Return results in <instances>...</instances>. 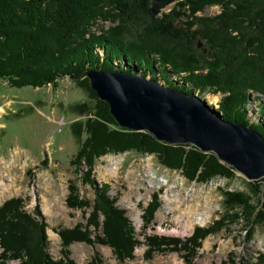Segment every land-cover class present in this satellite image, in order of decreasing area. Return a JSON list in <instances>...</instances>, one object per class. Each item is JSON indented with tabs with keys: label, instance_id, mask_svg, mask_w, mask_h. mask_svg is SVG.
I'll use <instances>...</instances> for the list:
<instances>
[{
	"label": "trees",
	"instance_id": "1",
	"mask_svg": "<svg viewBox=\"0 0 264 264\" xmlns=\"http://www.w3.org/2000/svg\"><path fill=\"white\" fill-rule=\"evenodd\" d=\"M177 1L170 12L151 20L148 0H0V81L13 88L54 85L62 77L75 82L92 104H75L73 111L85 118L69 125L79 147L75 161L88 174L99 157L126 151L154 155L164 168L199 184L219 177L233 180L236 170L194 145H169L148 132L120 128L108 105L90 89V81L80 78L90 68L131 72L187 95L219 94L214 112L224 121L250 126L264 138V123H251L249 112L253 101L264 100V0ZM212 5L220 8L218 15L197 16ZM106 21L114 25L94 30L97 23ZM199 39L206 52L199 47ZM258 107L262 113L264 103ZM108 191L107 186L98 189L85 225L59 232L63 258L58 261L46 252L45 224L23 213L19 198L4 202L0 264L9 259L21 264H74L67 248L75 242L110 247L119 261L134 258L132 252L143 244L134 236L125 212L108 198ZM252 198L259 199V208L250 205ZM67 200L69 207L90 208L72 192ZM224 202L227 210L221 218L207 228H195L184 240L146 236L145 257L170 247L183 251V259L190 263L203 238L236 220L241 219L249 232L264 225L260 184L250 183L246 193L226 192ZM158 206L153 195L143 210L144 230Z\"/></svg>",
	"mask_w": 264,
	"mask_h": 264
},
{
	"label": "rangeland",
	"instance_id": "2",
	"mask_svg": "<svg viewBox=\"0 0 264 264\" xmlns=\"http://www.w3.org/2000/svg\"><path fill=\"white\" fill-rule=\"evenodd\" d=\"M177 3L176 0L164 8L158 17L170 12ZM219 13L220 8L212 5L204 12H198L197 16L212 17ZM175 23L180 25V21ZM111 25L114 24L110 21L99 22L94 30H107ZM197 41L206 52L200 39ZM74 83L62 77L54 85L13 88L0 81V179L8 182L4 176L13 174L17 185L9 188L11 190L0 187V207L4 202L19 198L21 211L36 223L45 224V247L51 260L63 258L59 232L85 225L95 203L96 192L107 186L108 198L125 212L134 227V236L143 245L132 252L134 258L119 261L110 247L75 242L67 248L74 264H264V225L259 224L249 232L241 219L203 238L201 247L190 257V263L183 259V251L170 247L145 257L148 247L144 243L146 236L152 234L184 240L195 228H207L224 215L227 210L224 202L226 192L246 193L249 184L253 183L260 184V192L264 196V178L250 181L235 170L233 180L219 177L199 184L187 181L180 172L164 168L154 155L128 151L99 157L93 171L88 174L85 166L75 161L79 147L69 125L74 120L85 118L73 111L75 104H92ZM195 95L198 96V92ZM198 98L209 104L212 110L221 100L219 94L212 93ZM260 102L263 104L264 100L253 101L249 105L251 123H264V110L260 113L258 107ZM23 158H27L28 164L24 168ZM71 192L75 198L88 202L90 208L69 207L67 198ZM153 195L157 196L159 206L154 219L144 230L143 210ZM258 203L257 198L250 200V205L256 208H259ZM91 230L93 238L95 231L92 227ZM6 261L4 264H21L16 259Z\"/></svg>",
	"mask_w": 264,
	"mask_h": 264
},
{
	"label": "water",
	"instance_id": "3",
	"mask_svg": "<svg viewBox=\"0 0 264 264\" xmlns=\"http://www.w3.org/2000/svg\"><path fill=\"white\" fill-rule=\"evenodd\" d=\"M150 19L176 0H149ZM81 79L110 108L123 129L148 132L169 145H194L214 153L250 181L264 178V138L250 126L224 121L198 96L174 91L131 72L89 69Z\"/></svg>",
	"mask_w": 264,
	"mask_h": 264
},
{
	"label": "bare ground",
	"instance_id": "4",
	"mask_svg": "<svg viewBox=\"0 0 264 264\" xmlns=\"http://www.w3.org/2000/svg\"><path fill=\"white\" fill-rule=\"evenodd\" d=\"M23 159H24V162H23V168H24L28 164H27V160H26L27 158H23ZM4 177L8 180V182H6V180L0 179V187H2V189L8 190L9 188L17 186V185H15L16 184V176L15 175H13V174L5 175ZM9 190H11V189H9ZM138 222H139V220H138Z\"/></svg>",
	"mask_w": 264,
	"mask_h": 264
}]
</instances>
